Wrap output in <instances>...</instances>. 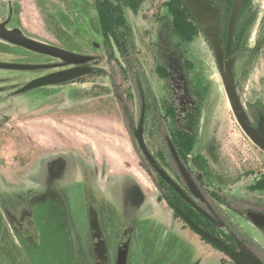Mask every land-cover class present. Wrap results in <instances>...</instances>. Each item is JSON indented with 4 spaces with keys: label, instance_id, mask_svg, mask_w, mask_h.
Returning <instances> with one entry per match:
<instances>
[{
    "label": "rangeland",
    "instance_id": "374dc122",
    "mask_svg": "<svg viewBox=\"0 0 264 264\" xmlns=\"http://www.w3.org/2000/svg\"><path fill=\"white\" fill-rule=\"evenodd\" d=\"M1 1L6 7H0V22L8 20L7 28L17 27L31 38L77 54L102 58L105 56L94 0ZM167 1L141 0L135 10L129 6L123 7L126 21L131 28V43L137 50L134 55L144 72V82L153 90L159 106L158 90L163 82L157 78L154 69L153 56L156 53L175 74L176 82L184 83L189 103H194L199 108L195 127L196 144L198 139L201 141L199 149L205 144L210 146L211 168L233 183L230 192L222 190V193L232 198L239 207L264 204V189L259 187V184L253 185L260 177L264 178V153L247 140L236 121L205 35L198 29L190 42L179 40L171 30L170 17L166 10ZM246 2L243 28L250 21L247 15L255 16L253 24L248 28V38L244 41L249 49L255 40L264 38V0ZM115 54L119 64L124 67L125 63L117 51ZM247 55V51H244L240 61ZM57 61L50 56L27 51L0 39V62L48 64ZM96 68L104 73L93 72L67 83L43 86L19 94L14 91L43 71L0 69V88H3L0 90V134L7 137L3 141L6 142L5 154L8 156L6 159L4 152L0 153V234L3 228L9 230L13 227L14 240L21 248L19 252L12 236L5 234L4 241L0 242V264H34L23 251L18 235L22 236L23 240L30 237L31 241L27 240V243L35 244L39 249V231L36 230L33 219L35 207L49 195L59 198L53 187L58 181L64 182L81 176L83 181L99 183L95 172L93 173L87 164L91 160L95 169L100 170V173L102 171L103 175L108 168L114 172L120 170L127 172L126 174L135 173L144 193L137 194L134 206L144 199L153 205L150 201L159 193L148 176L147 166L138 153L132 136L141 106L138 93L133 87V107L120 104L108 78L111 72L116 71V64L114 61L102 60ZM263 78L264 49H259L244 79L237 82L236 91L247 112L251 101L260 99V96L262 98ZM130 82L134 80L128 78L127 83ZM122 107L129 111L132 117L134 115L133 122L130 123L128 118L124 120L125 112ZM160 111L162 110L159 109ZM152 117L149 113L145 122L147 140L152 139V134L160 133L159 127L163 126L162 120H153ZM28 130L32 138L30 142L25 143V132ZM83 144L88 145L94 155L90 150L82 151ZM3 150L4 146L1 148L0 144V151ZM73 156H76V161L70 159ZM70 161H73L72 164ZM55 163H58L60 168L57 175L53 170ZM74 163H79L82 170L77 169ZM124 178L123 193L133 195L136 189L134 191L127 177ZM9 179L13 182H9ZM104 181L110 195L115 197L110 188L112 180H102L103 183ZM102 182L98 185L103 184ZM25 183L29 186L30 194L26 213ZM84 193V188L82 190L76 187L66 191L68 207L73 216L78 213L76 205ZM248 194L254 197L249 200ZM22 201V205H12ZM155 205V209L160 211L159 204ZM131 207L133 206L128 205L126 211L131 212ZM217 208L237 226L248 245L256 248L264 244L261 235L257 234L249 221L222 205ZM91 214L94 219V214ZM77 222L80 224V219H77ZM81 222L83 224V220ZM172 225L174 227V224ZM75 227L78 231V226ZM154 228L157 231L154 232L153 238H142L141 246L131 253L129 261L126 254L125 264H140L139 260L143 256L148 259L146 264H231L224 254L209 259L211 251L215 248L188 228L182 232L183 243L182 240L175 242L171 237L170 225L168 227L160 224ZM126 234L119 238L113 256L122 244L127 246ZM182 235H179L181 239ZM146 238L148 240L145 242ZM194 246L199 251V259L196 257L195 261L190 262L191 253L192 258L195 256ZM161 253L163 257H157ZM98 259L102 260V257L99 256Z\"/></svg>",
    "mask_w": 264,
    "mask_h": 264
},
{
    "label": "flooded vegetation",
    "instance_id": "af4514ba",
    "mask_svg": "<svg viewBox=\"0 0 264 264\" xmlns=\"http://www.w3.org/2000/svg\"><path fill=\"white\" fill-rule=\"evenodd\" d=\"M232 3L233 0H231V3L229 5L226 4V0H207V4H209L211 7H215L217 4L219 5V40L223 48L225 47L228 34V22L231 14ZM245 4L243 3V5L241 6V9L238 12L235 20L230 49L231 54L229 57L232 60V71L236 89L238 86L237 82H240V79H244L249 67L254 62L256 52L259 49H264V38L255 40L253 45L249 49L245 46L244 41L246 40V38H248V28L253 24V20L255 19L254 16L251 23L247 24L245 28H242L243 25H239L238 18L242 14L243 7L247 5ZM4 21L6 22L5 28L12 29L7 28L8 20ZM199 29L203 33L200 27ZM244 51H247L248 55L240 61ZM93 57L94 58L92 61L85 64L90 68V73L98 72V68L95 69V67L98 64V58L100 57ZM57 62L61 61L58 60ZM67 67L71 66L42 70L43 73L38 76ZM170 74V82L166 84L162 83L159 85V106L156 103L157 99L154 98V94L152 93L153 90L149 87V85L145 83L141 85L137 80L135 81V79H133L134 82L124 83L121 86L120 92L122 93V96L119 94H115L120 104L133 107V87L138 93L141 101V106L137 126L141 117V111L143 107V142L150 156L155 161L157 167L165 172L166 176L172 183L170 184L166 182L149 164L148 160L141 152L134 137V133L137 129L136 126V128H134V132L132 131V136L134 137L136 148L138 149V153L141 154V157L147 166L146 171L148 170L147 172L149 174L148 176L151 177V182L159 192L158 195H155V197H153L152 199L155 204H159L160 211L157 212V214L160 216L158 220H160V223L162 225H168V227L170 225L169 229L171 230V235H173L180 241L182 240V243L184 242L182 232L185 228H188L198 234V236L206 241L207 244L212 245L213 248L217 249V251H215V249L211 251L209 259H215V256L217 257L219 254H224L231 264H235V262L226 253L221 251L215 244L199 234L197 228L220 239L238 255L242 257L255 258L259 263L264 264V246H261L264 244H259L261 247L258 246L256 248L248 245V241L246 240V238L241 236L237 226L234 225L228 217L224 216L219 211V208H217L222 205L226 209L238 214L242 218L249 221L257 234L261 235L264 242V204L257 203L251 204L244 208L239 207L232 201V198H228L227 195L222 193V190L230 192L233 183L229 182L230 179L226 180L222 175H220V172H216L211 168L209 162L212 158L209 152L211 151L210 146L205 144L202 149H199L201 141L199 142L198 139L196 144L195 127L198 121L199 108L196 104L189 103L187 91L183 85L184 83L176 82L177 78L175 74L171 71ZM236 77L239 79H236ZM261 81L262 98L260 96V99L251 101L248 105V112L245 110L252 126L255 128L259 123L260 116L264 117V78ZM99 99L100 98H98V100ZM159 109H161L162 111L159 112ZM124 112V120L126 121V118H128L127 120L130 119V123L133 122L134 115L132 117L129 111L124 110ZM149 113L151 114V116L153 115V120L157 118L162 120L163 126L159 127L160 133H158L157 135L152 134V139L147 140L145 136V122L148 118ZM246 137L252 145H255L248 136ZM55 166L56 165L54 164V170L56 171ZM260 174L261 176L263 175L262 172H260ZM262 179L263 178L260 177L256 180V182H253V185L258 184ZM223 187H227V189H224ZM252 190L254 191L255 189ZM249 193L251 194L252 191H250ZM250 194L247 195V198L249 200L254 197ZM36 214L37 212L34 213V216ZM248 214H254L255 218H252ZM91 222L93 227L92 232L94 238V251L95 243L97 240L94 236V233L99 234V238L103 242L104 249V257L102 258V260L98 259L99 255H97L95 252L96 264H98L99 261L101 262V264H117V254L114 255L113 259L110 258L107 247L102 239L99 230L97 229V225L95 224L94 219H92ZM191 223L194 224V226H192ZM172 224H174V227ZM129 230L130 229H127L123 233V235L127 233L125 238H127L128 240ZM179 235H182V239L179 237ZM29 239L30 237H28L27 240L31 241V239ZM122 239H124V236ZM29 244L30 248H32L33 250H38V246H36L35 244H31L30 242ZM194 250L199 259L198 249H196L195 247ZM126 260L127 259H125V261Z\"/></svg>",
    "mask_w": 264,
    "mask_h": 264
},
{
    "label": "water",
    "instance_id": "95a60500",
    "mask_svg": "<svg viewBox=\"0 0 264 264\" xmlns=\"http://www.w3.org/2000/svg\"><path fill=\"white\" fill-rule=\"evenodd\" d=\"M195 21L202 29L207 41L214 54L218 71L221 77L222 84L233 111V114L241 127L242 131L248 136L252 142L264 151V117L260 116L257 127H253L248 115L241 104L236 91V84L232 71V60L230 57L231 41L234 31V24L238 12L244 3V0H233L231 14L228 22V34L226 44L223 48L219 40V5L211 7L207 4V0H184ZM5 21L0 22V39L22 47L23 49L41 55L50 56L61 62L55 63H40V64H24L0 62V69L3 70H48L64 66H71L57 71L35 77L27 81L23 86L14 91L15 94L24 93L43 86L58 85L67 83L78 78H81L91 72L90 68L85 64L93 60L92 55L77 54L63 48L53 46L42 41L31 38L22 33L15 27L12 29L5 28ZM3 88H0V90ZM143 107L141 117L134 133L138 147L148 160L149 164L159 173V175L168 183L172 184L165 172L157 167L155 161L147 151L143 142ZM43 211V210H42ZM255 218L254 214H248ZM35 228L39 231L40 247L38 250L30 248L27 240H23L22 236L18 235L19 242L26 256L34 262V264H74L72 261L71 244L69 240V231L67 224L57 207L53 203H49L47 208L41 213L38 210L34 217ZM192 226L194 224L191 223ZM199 234L207 240L215 244L221 251L226 253L235 264H261L255 258L242 257L232 251L223 241L197 228ZM96 237L95 252L97 255L104 257L103 242L99 238V234L94 233ZM127 254L126 244H122L117 252V264H125Z\"/></svg>",
    "mask_w": 264,
    "mask_h": 264
},
{
    "label": "crops",
    "instance_id": "0c3cea01",
    "mask_svg": "<svg viewBox=\"0 0 264 264\" xmlns=\"http://www.w3.org/2000/svg\"><path fill=\"white\" fill-rule=\"evenodd\" d=\"M0 7H3L4 9L6 7L5 3L1 0H0ZM39 41L44 42L43 40H39ZM5 138L7 137H3V134H0L1 148L2 146H4V150L0 151V153L4 152V154H5V148H7L6 142L3 141V139ZM31 138L32 136L28 130V132H25V143L30 142ZM81 150L82 151L90 150L89 152H91V148H88V145L85 144H83ZM91 154L93 153L91 152ZM4 156L6 157V159H8L7 158L8 156H6V154ZM70 159L74 161L77 160L76 156L70 157ZM70 162L72 164L73 161ZM87 164H89V167L91 168V170H93V173L95 172L97 181L100 180V182H102V180L105 179L112 180V182H110V188L114 191L115 197L111 196L110 192H108L105 181L104 183L102 182L103 184L98 185L100 182L95 184L93 183V181H87V180L83 181L81 180V178L83 177L79 176L75 179L72 178L64 182L62 180L60 182L55 181L56 183L54 184L53 187L55 188V191L57 192L59 198H56L55 195L54 196L49 195L48 198L39 202L40 204H38L35 207L34 213L38 212V210H41L42 213L47 208L49 203H53L57 207L58 212L61 214L68 227L69 240L71 244L72 261L74 264H96V256L93 247V243H94L93 232H92L93 227L91 222V220L93 219L92 217L93 215L91 214V212L95 216L94 222L97 225V229L99 230L102 239L107 249L110 252L109 255L111 259L114 258L112 253L117 246V242L119 238L121 237V235L124 233L125 230L130 229L129 240L127 241L128 242L127 254L129 261L131 258V253H134L135 249H138L139 246H141L143 241L142 238L145 237L153 238L154 232L157 231V229H155L154 227H157L158 225L161 224L160 220H158L160 215L157 214V212L159 211L155 209L157 206L155 205L153 200L150 201L151 203H153V205H151L149 201L146 199L140 201L141 203L140 204L138 203L137 206H134V203L136 202L137 194L139 195V192L144 193V189L141 186L140 181L136 178L135 173L128 172L130 174H126L127 172L125 171L121 172L120 170L114 172L113 169L111 170L108 168L105 171V175H103L102 171L100 173V170L95 169V167L93 166L94 162H92V160L90 161V163ZM55 165H56L55 166L56 171L54 169L53 170L57 175L60 173V168L58 163H55ZM73 165L77 169L82 170L80 169L82 166H80L79 163H74ZM101 167L103 166L101 165ZM109 176H111L112 178H110ZM124 176L127 177L126 179L129 180L130 184L134 188V191L136 189V192H133V195L132 194L127 195L126 193H123L122 186L125 183ZM84 178H88V177H84ZM8 181L11 183L13 182L11 179H9ZM73 187H76L77 189L81 188L82 190L84 188V190L86 191V193H84L81 199L78 200V203L76 205V209H78V213L76 216H73V212L70 211L68 207L69 199L66 198L65 196L66 191L67 190L69 191V189ZM23 202L24 201L20 203H13L12 205L14 204L22 205ZM29 203H30L29 186L28 184L25 183V213L29 206ZM128 205L133 206L131 207V212L126 211V207H128ZM106 215L107 217H105ZM34 217L35 216L33 215V218ZM77 219H80V224L77 222ZM81 220H83V224ZM105 223H109V224L105 225ZM75 226H78L79 228L78 231H76ZM8 233L12 236L14 245L20 252L21 248L13 237L14 234L13 227L9 228V230H7L6 228H3L1 230L0 242L2 243L4 241L3 237L5 236V234ZM171 237L175 240V242L176 240H178L173 235H171ZM147 240L148 239L146 238L145 242ZM161 255L162 253L159 254V256L157 257L159 258L163 257ZM196 257L197 254H195L194 258H192V253H191L190 262L192 260L195 261ZM147 260L148 259L146 258V256H143L140 258L139 261L140 264H146L145 262Z\"/></svg>",
    "mask_w": 264,
    "mask_h": 264
},
{
    "label": "trees",
    "instance_id": "16d2710c",
    "mask_svg": "<svg viewBox=\"0 0 264 264\" xmlns=\"http://www.w3.org/2000/svg\"><path fill=\"white\" fill-rule=\"evenodd\" d=\"M140 1L141 0H94L105 55L103 58H98V62H102V60L108 62L114 61L117 69L115 72H111L109 80L114 93L121 96V86L127 83L128 78L132 77V79H135V81L137 80L141 85L145 83L144 72L134 55L135 53L137 54V50H135L131 43V28L123 12L124 6H129L132 10H135L140 4ZM246 1H244V4L247 3ZM230 3L231 0H226V4L229 5ZM245 7L246 6L243 7L242 14L238 18L239 25H243L244 23ZM166 10L170 17L172 32L183 42L191 41L199 29V26L195 22L184 0H168L166 2ZM247 16L250 20L247 24H250L254 18V14H249ZM115 51L118 52V55L125 63L124 67L119 64ZM153 58L157 77L165 84L170 82V69L162 62L156 53H154ZM97 73H104V71L98 70ZM258 184L259 187L264 189V178L259 181Z\"/></svg>",
    "mask_w": 264,
    "mask_h": 264
}]
</instances>
